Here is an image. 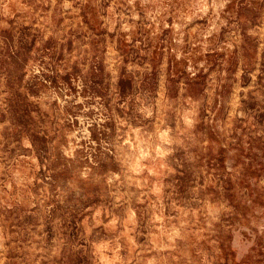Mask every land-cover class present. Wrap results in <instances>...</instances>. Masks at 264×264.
Masks as SVG:
<instances>
[{
    "label": "rangeland",
    "instance_id": "obj_1",
    "mask_svg": "<svg viewBox=\"0 0 264 264\" xmlns=\"http://www.w3.org/2000/svg\"><path fill=\"white\" fill-rule=\"evenodd\" d=\"M0 264H264V0H0Z\"/></svg>",
    "mask_w": 264,
    "mask_h": 264
}]
</instances>
